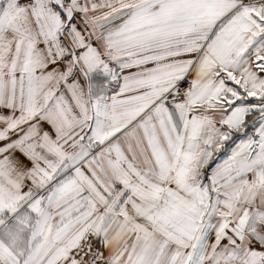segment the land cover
<instances>
[{
  "label": "snow or ice",
  "instance_id": "1",
  "mask_svg": "<svg viewBox=\"0 0 264 264\" xmlns=\"http://www.w3.org/2000/svg\"><path fill=\"white\" fill-rule=\"evenodd\" d=\"M0 264H264V0H0Z\"/></svg>",
  "mask_w": 264,
  "mask_h": 264
}]
</instances>
